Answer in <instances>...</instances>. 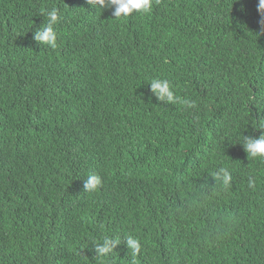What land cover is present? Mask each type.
I'll list each match as a JSON object with an SVG mask.
<instances>
[{"label": "trees", "instance_id": "1", "mask_svg": "<svg viewBox=\"0 0 264 264\" xmlns=\"http://www.w3.org/2000/svg\"><path fill=\"white\" fill-rule=\"evenodd\" d=\"M257 6L153 0L116 19L87 0H0V264H264V159L242 146L264 134ZM53 8L55 49L33 39ZM154 78L196 107L158 101Z\"/></svg>", "mask_w": 264, "mask_h": 264}, {"label": "clouds", "instance_id": "2", "mask_svg": "<svg viewBox=\"0 0 264 264\" xmlns=\"http://www.w3.org/2000/svg\"><path fill=\"white\" fill-rule=\"evenodd\" d=\"M87 3L92 7H100L101 9L107 7L112 9V15L116 19H125L135 14L147 15L150 14L153 7V0H87ZM257 11L261 15V20H264V0H258ZM47 17V23L39 27L33 36V39L39 44L46 45L52 49L57 47V33L54 25L57 24L59 19L58 9L53 8L44 12ZM150 91L155 98L165 104L180 105L183 108L192 109L196 107V101L190 98H182L177 95L174 85L166 78H154L149 83ZM173 124L181 126L180 123L171 122L167 125ZM167 125H164L165 127ZM260 127L264 128V124ZM242 146L249 158L264 159V134L257 137L245 136L242 139ZM215 179L222 183L224 187H228L230 181L233 179L232 173L225 168H221L219 173L215 174ZM102 185L101 177L98 174L90 173L84 182L85 192H96ZM255 180L250 178L248 187L254 188ZM130 206H128L129 208ZM127 248L130 250L133 258L141 251L140 240L133 236L128 235L125 238ZM120 243L119 237L113 240L104 238L103 244L95 243V251L99 258H107L113 251V247Z\"/></svg>", "mask_w": 264, "mask_h": 264}]
</instances>
